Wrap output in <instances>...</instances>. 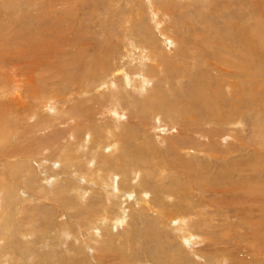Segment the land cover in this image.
Instances as JSON below:
<instances>
[{
    "label": "bare ground",
    "instance_id": "1",
    "mask_svg": "<svg viewBox=\"0 0 264 264\" xmlns=\"http://www.w3.org/2000/svg\"><path fill=\"white\" fill-rule=\"evenodd\" d=\"M249 1V5L253 9L257 7L260 8L263 3V0ZM175 2L177 1L144 0V9H141L143 5L141 8L139 5L136 9L135 7H131V10L129 9L130 16H123V19H121L122 17L119 18L122 24H119L120 27L117 33L120 31L124 34V38H121L125 40L122 44L124 53L122 52L119 54V52H113L114 54L108 56L110 59L106 60V66L112 68L107 71V74H110L109 79H104L99 84L96 79V69L93 70L85 64L82 67L80 65L78 66L76 59L69 65V70L63 77L65 78L64 80L71 83L72 86H77L76 89H80V94L84 95L78 100L81 102L82 108L88 109V106L85 104V101H88L89 106L94 109V102L97 101L96 94L90 97L88 96L96 89V91L101 94L104 93V91L108 92L106 95L108 99L105 100L106 96H104L97 102L96 108H101V112H96V110L90 112L89 109L83 111L81 107L78 108V114L70 111L68 112L67 109L64 108L66 101L61 102L62 105L60 108L49 105V109L53 110L55 113L54 116L51 118L50 115L46 119H42L39 122L35 121L32 125L30 124V131L35 130L37 135H41L43 134L42 132L54 128L51 124L55 122L56 119L61 120L64 124L68 121L77 124L73 127L76 128L73 130L74 134H69V137L71 135V142H68V145L73 146L72 150H67L65 144L61 141V138H63L62 134L55 135L54 138L51 137V141L49 140L54 147H64V150L61 153L57 147L60 154L59 162L53 164V162L50 161L46 171L43 169V164H40L43 159H49L47 155L43 156L40 153H46L44 149L32 156L31 153H28L29 151L27 152V149L5 147V144L10 141V138H12V142L15 140L20 141V139L11 137L9 131L17 129V119L25 114L23 111V113H21L18 110L20 106L15 107V105H13L14 102L23 100L24 87L23 82L20 83L15 80V75L11 71L9 77L8 69L11 66L0 61V96L4 98V101L0 99V168H2L0 177H6L5 181L0 180V223L4 224L9 222L4 233L5 236H0V264H41L43 259H37L34 262V257H4V255L7 253V250L11 251V256L17 253L16 250L18 249V245H16V250L13 249V247H15V242L10 239L15 236V233L17 234L20 231L18 227H21V225L26 222H22V220L19 222L17 219V217H19L18 215L22 213L21 206L24 205L27 199L38 200V198H34L35 193L44 196L49 192L57 198L58 205L61 209L60 215L63 216V218L65 216L66 219L62 220L63 225H60L58 229L56 228L55 231L46 236L45 244H48L54 239L56 247L60 249L63 247L65 248L63 251L68 253L73 251H81V253H84V250H87V248L91 249V245L93 244L97 247L96 249H92L94 253L98 252V255H104L105 251L103 250L106 249L104 245H116L117 241L124 238L118 228L123 223L122 221H125L122 217V211L120 210V206L125 205L130 210V221L125 224L127 226V229H125L126 232L140 236L145 233V238L147 240H145L143 236L142 240L152 243H156L163 234L167 237L166 242L170 245L172 244V247L177 245L181 246V248H173V251H171L172 258L162 257L159 259L162 264H178L177 260L171 261V259L174 257H183V254L186 255L187 259L191 256L198 257L195 254L193 255L187 252V250H189L187 247L192 243L202 245L208 242V239L205 238L204 235L203 237L201 236L203 231L198 223L205 217L204 212L210 209L205 208L207 205L206 203L210 202L203 201L204 207L202 208H200V205L193 204L194 197L192 192L195 189L189 187H183L178 193L168 192V187L162 184L169 177L167 172L169 162L173 164L178 161L179 165L185 167L189 171L198 170L201 172L209 186V188H205L207 191H210L209 189L211 187L217 190L232 188L233 190H226L225 194L234 196V199H238L244 196V187L249 185V194L258 192L264 203V175L259 176L256 173L260 160L259 157L264 156V13L255 15L254 24L250 25V34L247 35L246 38H235L232 36L234 38H229L231 39L230 43H227V33L230 34V32H233L234 34V31H241L242 27L238 24L237 17L235 18L234 16L233 18V16L226 13V10L222 13L216 12L219 18L225 16L222 24H218L217 22L216 24L205 22L204 24L207 30H205L203 34L200 31H196L194 28L191 29L189 36L199 37L200 41H197V44L203 48L202 54L211 57L212 62L210 65L213 64L218 73L209 77L208 75H203L205 73L200 69L199 74L202 75H197L189 87L188 95L186 94L187 99L185 105L189 108V111H186V109L172 107L162 103L166 99V94L169 95V98L172 97L173 85L175 84V86L178 87V84L184 78L182 73L179 72L176 76L179 77H175V79L171 80L172 84L163 82V80L167 78L164 70L165 66L169 65L172 59L178 60L181 54L176 50L175 56H171L170 59L168 53L162 50L161 47V51H155L156 46L154 43L156 40L148 37L147 32L149 31H145L148 27L149 30L151 28V31L156 29L161 33V36L164 37L165 43H169L170 46H172L173 41H175L179 45V40L175 38L173 30V19L176 14L172 15L169 10L173 8H168L170 4L173 5ZM187 5H189L188 8H190V4ZM180 7L183 9V6L180 5ZM145 9L147 12H145ZM19 11L18 9V12ZM26 12L27 11H25V13ZM111 12V15L114 14L112 9ZM239 12L245 14L242 9H239ZM231 14H233V12ZM26 16L30 15L28 14ZM33 16L35 17V15ZM177 16L183 17L180 13ZM117 17H120V15L118 16L117 14ZM144 17H148L147 23H145ZM20 25L23 24L20 23ZM183 25L186 26L187 23L185 22ZM225 30L226 33H223ZM164 31H172L173 35L169 34L166 37ZM118 39L120 40V36ZM156 45L158 44L156 43ZM130 46L137 50V57H135L137 55L136 53L133 54L131 50H129ZM156 53H158L159 56H156ZM117 56H119L121 60L123 58L126 59V61L117 64ZM90 57L92 58V56ZM128 59L130 60L129 64L127 63ZM188 59H191L189 65H185V69L189 70L188 73L202 64L196 55ZM131 64L135 66L133 67ZM126 65H129V67ZM133 68L135 72H130L132 73L130 76L128 71ZM66 69H68V66L64 67V70ZM230 72L242 76L244 82L248 85L247 88H238V85L234 84L236 78H232ZM185 75L186 74H184V76ZM219 76H222L225 87L229 90V94L232 92L235 96L236 90L241 92V100H243L242 107L228 110L223 99L213 97L215 80L218 79ZM225 77H227V79ZM156 81L158 82L159 88L154 93L153 91L156 90ZM235 87H237V89H235ZM73 89L75 90V88ZM123 92H127V97L130 99L139 98L151 103L155 107V109H150L146 112V115L142 119L144 123L141 124L143 125L142 129L139 130H144V133L135 130L125 134L121 132V130L125 128V115L121 111L124 109L121 103L124 97ZM6 97L10 100L8 103ZM107 103H109V106H106ZM136 103H138L137 100H135L133 104ZM92 104L94 105L92 106ZM228 111L233 112L232 115L234 114L237 116L224 119L223 116L226 113H230ZM25 112H27V110H25ZM244 112H249L251 119L254 121L250 146L247 148L248 153L249 151H253L254 154H247L245 156L242 161L244 169L241 172L238 173L231 167L226 168L227 161L224 158H220L225 165L222 164L220 166L221 169L218 173L212 177H207L209 170V164L207 162L194 163L193 161L189 162L182 159L185 157L183 153L193 152L194 155L198 154V156L199 154H205L206 151L202 149L212 145L213 141H216V145L227 148V145L224 146L222 143H226L228 137L230 138L233 136L232 134L237 132L236 127L243 126V122L240 118L244 116ZM34 113L35 112L30 109L28 113L29 116H26L25 119L29 121L31 117L37 118L38 116ZM196 113L209 118V120L203 119L201 120L202 124L196 126V117L194 116ZM90 116H93V124H88L90 123ZM103 116H107V118H109L107 121H110L111 124L106 125V127L103 126L98 128L96 126L98 121L100 125L106 124L107 122L103 120ZM83 117L85 121L84 123H80ZM98 117L99 119H97ZM154 118L157 119V123L155 122V125L152 126ZM52 119H55V121ZM215 119L218 120V123L213 122ZM162 121H165V123L161 124ZM177 121H179V123H177ZM150 125L152 126L151 129H149ZM174 125H178L181 129L179 136L186 132V140L198 141L193 145L192 143L189 144L186 140L184 141L185 138L179 139L178 137H170L169 134L173 131L172 126ZM190 125H193L195 128H201L198 131H192L190 130ZM213 125H215L213 129H205V127H212ZM80 127L81 131H79ZM152 132L156 133V136L159 138L158 141L152 136L151 139L146 138L145 135ZM173 135H175L174 132ZM65 139H67V136ZM239 140V144H241L242 140ZM21 141L20 144H22ZM33 142L37 148L38 144L36 141ZM118 147H120L118 155L111 159V154L116 152ZM193 149L194 151H192ZM98 151L101 153L98 154ZM47 152H51V149H48ZM227 153L231 152L222 151L212 155L208 159H211L210 161L212 163V159L217 160L219 155H227ZM198 156H194L193 159L198 160ZM37 157L41 159L38 160ZM203 157L205 156L203 155ZM17 161H21L25 164L20 167ZM88 166L93 167V169H87ZM249 170L253 171L254 174L246 175L245 173ZM41 174H43L44 177H42ZM231 174H240V177L236 180L238 183L236 187H233L232 181H226V179H224V177L228 178ZM63 176V183L58 184L57 182L61 180ZM77 176H80V179L77 178ZM121 177L123 180L117 182V178ZM142 178H151V182L155 185H162L159 190L160 195L152 194V196L158 197V201L154 198H151V202L142 199V196H146L147 194L145 191L150 189V182L148 184L146 183L147 185H144V182L139 183ZM7 179L13 182L17 191L13 190L12 193H9ZM13 179L16 181H13ZM190 182L194 185L195 179H191ZM92 187H100L101 189L96 195L97 201L96 203L90 204L88 208H82L81 205L84 202V194L90 191ZM137 188H139L140 192L136 194ZM102 190L103 192H101ZM19 193H23L24 197H18ZM71 195L74 197L69 198ZM138 195H141L140 199L134 201V197ZM178 198H180V203L177 205L176 200ZM69 201H71L73 205L71 208H68L65 204ZM217 201L219 200L217 199ZM216 203L219 204L218 202ZM76 206L79 207V211L71 214L70 211L74 210ZM156 207H160V209L155 211ZM170 210L174 211V213L169 214ZM46 218L48 217L46 216ZM195 219H197V221H195ZM56 221L57 220L53 222ZM138 224L142 226L135 228ZM154 226H157V232ZM193 226L195 227L194 229L198 227L201 230L200 235H198L197 230L193 229ZM154 232H156V234ZM116 234H119L120 238L115 237ZM70 235L80 240V244H75L77 246L75 249H70V245L68 246V244H66V239H68ZM24 237L26 240L28 239L27 236L23 235V238ZM130 238V235L125 238L128 240L129 246L125 249L133 252V255L132 253L131 255L133 258H136L134 261H129L130 259L127 261V259L122 257L123 264H130L129 262H131V264H153L154 260L146 256V248L141 246L142 242L140 243L141 245L139 243L135 245L131 243ZM110 239L112 241H110ZM132 241H134V239ZM123 244H125V242L121 245ZM47 247L49 248V245L44 246L45 249ZM207 247L210 248L211 245L208 244L206 245V248ZM206 248L202 249L206 250ZM147 249L153 251L156 255L157 253L163 254L161 250L157 252L150 243ZM101 257L104 260V257ZM208 261L211 262L210 260ZM217 261L220 264L225 263V261L220 262L223 260ZM81 263L87 264V260ZM101 263L103 264V262Z\"/></svg>",
    "mask_w": 264,
    "mask_h": 264
},
{
    "label": "rangeland",
    "instance_id": "2",
    "mask_svg": "<svg viewBox=\"0 0 264 264\" xmlns=\"http://www.w3.org/2000/svg\"><path fill=\"white\" fill-rule=\"evenodd\" d=\"M143 1L144 0H0V61L11 66L8 69L9 77L11 75V71L15 75V80L20 83L23 82L24 87L23 100H18L14 102L13 105H15V107L20 106L18 110L21 113L24 112L25 114L21 115V118L17 119V129L9 131L11 137L20 139V141L22 140V144H20L19 140H15V144L14 142H12V138H10L9 142L11 144L9 142L6 143V148H24L27 149V152L29 151L28 153H31L32 156L36 155L40 152V150L44 149L46 153H40L43 156L47 155L49 159H43L40 164H43V169L45 171L47 170L50 161H52L53 164H56L55 162H59L60 159V154L57 150L58 146L54 147V145L49 142V140L51 141V139L54 138L55 135L62 134L63 138H61V141L63 142V144H65L66 149H73V146L68 145V142H71V135L69 137V134H74L73 130L76 128L73 127L77 124H73L71 121H68L64 124L59 119H56V121L55 119H52L53 121H55L51 124L54 126V128L42 132L43 134L41 135H37L35 130L30 131V124L32 125L35 123V121L39 122L42 119H46L50 115L52 118L55 113L53 110L49 109V105H51L52 107L60 108L62 105L61 102L65 101L66 104L64 108H66L68 112L70 111L78 114V108H82L81 102H79L78 100H80V98L84 95L80 94V89H76L77 86H72L71 83H68L66 80H64L65 78L63 76L68 72L70 67L69 65L72 64L74 59H76V63L78 66L80 65L82 67L85 64L93 70L96 69V79L99 84L104 79H109L110 74H107V71L112 68L106 66V60L110 59L108 58V56L110 54H114L113 52H119V54L122 52L124 53L122 44L125 40L121 39L124 38V34L120 31L119 33H117V30L120 27L119 24H122L120 20L123 19V16H130L129 9L131 10V7H135L136 9L137 7H139V5L140 8L143 5L141 9H144L145 6ZM176 1L177 2H175L173 5L170 4L168 8H173L172 10H169L172 15L176 14L173 19V30L175 33V38L179 40V45L175 41H173L172 46H170L169 43H165L164 37L161 36V33L156 29H153L151 31V28L149 30L148 27L145 31H149L147 32L148 37L154 38L156 40V42L154 43L156 46L155 51L160 50L161 47L162 50L168 53L170 59L171 56H175L176 50H178L181 54L178 60L172 59L170 64L165 66L164 70L167 78L164 79L163 82H169L170 84H172L171 80L175 79L179 72L182 73L184 78L180 81L178 87H176L175 84L173 85L174 88L171 93L172 97L169 98V95L166 94V99L162 103L189 111V108L185 105L187 99L186 94L188 95L189 87L199 74L200 69L203 73H205L203 75H208L209 77L213 74L218 73L216 67L213 64L210 65V63L212 62L211 57L202 54L203 48L197 44V41H200L199 37L189 36L191 29L194 28L196 29V31H200L203 34L204 31L207 30L204 24L205 22L215 24L217 22L218 24H222L225 16H221L219 18L216 12L222 13L226 10V13L233 16V18L234 16L235 18L237 17V22L242 27L241 31L239 32L234 31V34L233 32H230V34L227 33V43H230L231 41V39L229 38L233 39L235 37L244 39V37L246 38L247 35L250 34V25L254 24L255 15L264 13V0L262 1V6L255 9L250 7L249 0ZM187 4H190V8H188L189 5ZM180 5L183 6V9L180 7ZM18 9L20 10L19 12ZM111 9L114 13L112 15ZM239 9H242L245 14L240 13ZM25 11H27V14L25 13ZM145 12H147V10ZM232 12L233 14H231ZM179 13L182 14L184 18L181 16H177L179 15ZM28 14L31 17L26 16ZM117 14L118 16L120 15V17H117ZM33 15H35V17ZM147 19L148 17L145 18V23H147ZM185 22L187 23L186 26L183 25V23ZM20 23L23 25H20ZM39 25L41 28L39 27ZM6 26L8 28L11 26V29H8ZM20 26L23 28H21ZM150 33H152L153 35ZM164 33L166 34V37L169 34L173 35L172 31H164ZM223 33H226V30ZM119 36L120 40L118 39ZM156 43L158 45H156ZM129 50H131L133 54H137L135 57L138 56V52L135 48L130 46ZM194 55L197 56L202 64L192 69V71L188 73L189 70L185 69V65H189L191 59L189 60L188 58H191V56ZM90 56H92V58ZM156 56H159V54L156 53ZM116 59H118L116 60L117 64H121L122 62L126 61V59L124 58L121 60L119 56H117ZM129 61L130 60L128 59V64L130 63ZM131 65L133 67L135 66L134 64ZM67 66L68 69L64 70V67ZM126 66L129 67V65ZM133 71L135 72L134 68L129 70L128 74ZM184 74L186 75L184 76ZM129 75L131 76L132 73H130ZM230 76L232 78H236L234 80V84L238 85V88H247L248 85L246 82H244L242 76H239V74H235L232 72H230ZM225 78L227 79V77ZM237 87H235V89H237ZM73 88H75V90ZM158 88L159 85L156 81V90H154L153 92L155 93ZM96 90L92 91L88 96L90 97L93 94H96L97 101L94 102V109H92L93 107L89 106L88 101H85V104L88 106L90 112L94 110H96V112H99L101 108H96V104L99 99L108 94V92L106 91L101 94ZM212 95L214 98L223 99L228 110H234L238 107L243 106V100H241V92L236 90L235 96L232 94V92L229 94V90L227 87H225L222 76H219L218 79L215 80L214 94ZM123 96L124 97L121 103L124 106V109H122L121 111L125 115V128H123L121 132L125 134L127 132L135 130L142 131L144 133V130H139L142 129L143 125L141 124L144 123L142 119L146 115V112H148L150 109H155V107L151 103L143 101L142 99L128 98L127 92H123ZM0 99L4 101V98L1 96ZM106 99H108L107 96L105 97V100ZM135 100H137L138 103L133 104ZM6 101L8 103L10 100L7 98ZM94 104H92V106ZM106 106H109V103H107ZM30 109H32L35 112L34 114H36L38 117H31V119L27 121L25 117L29 116L28 113ZM82 109L83 111L88 110L87 108ZM25 110H27V112H25ZM232 113L233 112L226 113L223 118L228 119L229 117L232 118L233 116H237L234 114L232 115ZM194 116L196 117V126L201 125V120L203 119L209 120V118L197 113L194 114ZM103 118V120L105 121L109 119L107 118V116H103ZM97 119H99V117ZM240 119L243 122V126L236 127L237 132L232 134L233 136H231L230 138L228 137V141H226V143H222L224 146L227 145V148L216 145V141H213L212 145L206 146L202 149L206 151L205 154H199L198 156V154L194 155L193 152L183 153L185 157H183L182 159L189 162L193 161L194 163L207 162L209 164L207 177H212L220 171V166L222 164L225 165V163L221 161L220 158H224L227 161V165L225 166L226 168L231 167L238 173L241 172L244 169L242 161L245 156L247 154H254L253 151H249V153L247 151V148L250 146L254 121L251 119L249 112H244V116ZM89 120L90 123L88 124H93V116H90ZM84 121L85 120L83 117L80 123H84ZM155 122L157 123L156 118L153 119L152 126L155 125ZM213 122L218 123V120L215 119ZM163 123H165V121H162L161 124ZM177 123H179V121H177ZM110 124V121H107L106 124L100 125V122L98 121L96 126L100 128L103 126L106 127V125ZM152 126L150 125L149 129H151ZM214 127L215 125H213L212 127H205V129H213ZM200 128L201 127L195 128L193 125H190V130L192 131H198ZM172 129L173 131H171V135L169 134V136L172 138L178 137L179 139H183L187 136L186 132L185 134L179 136V132L181 129L178 125L172 126ZM79 131H81V127ZM173 132L175 135H173ZM66 136L67 139H65ZM145 136L147 139H151L152 137H154L155 140H159L158 136H156V133L153 132ZM239 139L242 140L241 144H239ZM185 140L186 138L184 139V141ZM33 141H36V143L38 144L37 148ZM186 141H188L189 144L192 143L194 145L198 140ZM119 148L120 147L116 149V152L111 154V159L118 155ZM48 149H51V152H47ZM58 149L62 153L64 147H58ZM192 151H194V149ZM222 151H230L231 153H227V155H219V158L217 160L212 159L211 163V159L208 158ZM99 153L101 152L98 151V154ZM203 155L205 157H203ZM194 156H198V160L193 159ZM259 158L261 161L259 160L256 173L259 176H263L264 156H261ZM37 159L40 160L41 158L37 157ZM17 162L20 167L25 164L21 161ZM1 169L2 168H0V171H2ZM87 169L90 170L93 169V167L88 166ZM167 172L169 174V177L162 185H166V187H168V192L178 193L183 187H189L191 189H195L192 192L194 197L193 204L200 205V208H202L204 207L203 201L210 202L206 203L207 205L205 206V208L210 209L204 212L205 217L202 218V220L198 223L203 231L201 236L203 237L204 235V237L208 239V242H205L202 245L192 243L189 247H187L189 248L187 252L193 255L195 254L198 257L191 256L187 259L186 255L183 254V257H174L173 259H171V261L177 260L178 264H186L187 262H189L190 264H208V260L211 261L209 262V264H218L219 262L217 260H223L220 262L225 261L224 264H264V203L262 202L260 194L258 192L249 194L250 186L246 185L243 192L244 196L238 199H234V196L225 194L226 190H233L232 188L217 190L211 187L209 189L210 191H207L205 188H209V186L205 181V178L202 176V173L198 170L189 171L185 167L179 165L178 161L173 164L169 162ZM245 174L251 175L254 174V172L249 170ZM41 176L44 177L43 174H41ZM239 177L240 174H231L228 176V178L224 177V179H226V181H232L234 185L233 187H236L238 184L236 180ZM77 178L80 179V176H77ZM151 178H142L141 182H139H144V185H147L150 182V189L145 191L147 193L146 196H142V199L146 200L147 202H151V198H154L158 201V197L152 196V194L160 195L159 190L162 186L161 184L155 185L154 183H152ZM63 179L64 176L57 183L62 184ZM191 179H195L194 185L191 184ZM0 180L5 181L6 177H0ZM122 180V177L117 178V182H121ZM13 181L16 180L13 179ZM7 182L9 184V193H12L13 190H16L13 182H11L10 180L8 181V179ZM155 186L158 187L156 188ZM196 188H198L199 190ZM99 190H101L100 187H92L90 188V191L84 194L85 197L84 202L81 205L82 208H88L90 204L96 203V195L98 194ZM101 192H103V190ZM138 192H140L139 188L136 189L135 193L137 194ZM19 196H23V193H19L18 197ZM72 197L74 196H69V198ZM140 197L141 195L134 197V201H138ZM34 198H38V200L27 199L24 205L21 206L22 213L18 215L19 217H17V219L19 222H21V220L22 222H26L22 224L21 227H18L20 231L17 234L15 233V236L10 239L11 241L15 242V247H13V249L16 250V245H18V249L16 250L17 253L11 256V251L7 250V253H5L4 257H34V262L37 259H43L41 264H82L81 262L86 260L87 264H102L101 262H103V264H123L122 257L127 259V261L129 259V261H134V259L136 258L132 257L133 252L125 249L128 246V240H126L125 238L129 235L131 236V243L138 245V243L140 244L142 242V245H140L143 248H146V256L149 259L154 260L153 264H162L159 259H161L162 257H171V251H173V248H181L180 245L172 247V244H168L166 242L167 237L163 234L160 236V239L156 241V243H152L142 240V236L145 240H147L145 238V233L140 236L137 234L135 235L134 233L126 232L125 229H127V226L125 224L130 221V210L124 205L120 206V210L122 211V217L125 219V221L123 220V223L121 224L122 227L120 225V227L118 228L124 238H122L120 241H117L116 245H104V248H106L105 250H103L105 251V254L101 256L104 257L105 261L100 255H98V252L94 253V250L92 249H96L97 247L93 244L91 245L92 248H87V250L85 249L84 253H81V251H73L69 253L65 252L63 251L65 250V248L61 247L60 249L56 247L54 239L48 244H45L46 236L55 231L56 228L58 229L60 225H63L62 220L66 219L65 216L63 218V216L60 215L61 209L58 205L57 198H55L50 192L45 194L44 196L37 195L35 193ZM217 199L220 202L217 201ZM215 201L219 204H217ZM179 203L180 198L176 200V204L178 205ZM65 204L68 208L73 207L71 201ZM78 209L79 207L76 206V208H74V210H71L70 213H75L79 211ZM159 209L160 207H156L155 211H158ZM172 213H174V211L170 210L169 214ZM46 216L48 218H46ZM55 220L57 221L53 222ZM195 221H197V219H195ZM8 224L9 222L4 224L0 223V236H5L4 233L7 229ZM139 226L142 225L138 224L135 228ZM154 227L156 230L157 226ZM194 228L195 227L193 226V229ZM194 230H197L198 235L201 234V230L198 227H196V229ZM156 232L154 233L156 234ZM23 235L27 236L28 239L26 240L25 237L23 238ZM115 237L120 238V235L116 234ZM133 239L134 241H132ZM110 241L112 240L110 239ZM123 242H125V244L121 245ZM78 243L80 244V240L74 236L70 235L69 238L66 239V244H68V246L70 245V249H75V247H77L75 244ZM149 243L157 252L161 250L163 254L157 253L156 255L153 251L148 250L147 247ZM205 244H210L211 247H207V249ZM46 245H49V248L47 247L45 249L44 246ZM202 248H206V250ZM110 260L112 261V263ZM129 263L131 264V262Z\"/></svg>",
    "mask_w": 264,
    "mask_h": 264
}]
</instances>
